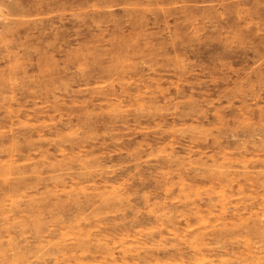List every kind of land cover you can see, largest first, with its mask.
<instances>
[{
    "label": "rangeland",
    "instance_id": "rangeland-1",
    "mask_svg": "<svg viewBox=\"0 0 264 264\" xmlns=\"http://www.w3.org/2000/svg\"><path fill=\"white\" fill-rule=\"evenodd\" d=\"M110 3L0 0V264H264V235L214 240L264 218V65L191 35L264 0Z\"/></svg>",
    "mask_w": 264,
    "mask_h": 264
},
{
    "label": "clouds",
    "instance_id": "clouds-1",
    "mask_svg": "<svg viewBox=\"0 0 264 264\" xmlns=\"http://www.w3.org/2000/svg\"><path fill=\"white\" fill-rule=\"evenodd\" d=\"M233 0H221V4H226V3H231ZM40 4L44 6V9L46 11H53L49 7V0H40ZM117 9H120V4L118 3V0H111L110 4H107L102 11L104 12L106 17H111L114 11ZM122 10V9H120ZM93 12L96 11V9H92ZM243 13V18L245 19V23L243 26L239 27L236 30H229L225 32L222 27H221V21L226 22L227 21V15L225 12H220L217 11L215 13L214 18H203L204 19V24L200 25L199 29L196 32L191 33L192 36H195L197 39L203 36V32L206 30L205 25L209 24L210 20L212 23V30L216 31V29L220 28L221 29V36L220 39L225 40L226 44L224 45V53L225 55L230 54L233 52L235 47H243L246 52H251L252 57H251V63L255 65L257 68H259L261 65H264V59H261L262 53L260 52L259 49H257L253 44L250 43L249 37L252 34H255L256 36L264 35V24L257 23L255 20L252 19V14L245 9H239L237 12V19H241L240 13ZM82 14L79 13H71L69 15V20H75L79 21L81 19ZM53 18L56 20H59L61 23H64L63 20V14L59 12H54ZM89 18H91V15L89 14ZM251 21V23H249ZM99 27V25H96ZM243 34V39L238 40L233 43L235 37L238 34ZM188 35V34H185ZM173 38L175 39H181V37L178 34H173ZM206 41H209L211 43H216L217 41L213 39L212 36H206L203 37L202 40H200V43H205ZM210 46V44L208 45ZM195 51V49H193ZM214 59V64L220 65L223 68H228V64L224 63V56H217ZM259 61V63H258ZM171 114H175V111L173 110ZM251 127V126H245L244 128H240L238 130L237 134H234L231 139L233 141H238L239 135L244 132L245 128ZM187 131H192L191 129H188ZM179 159V157H177Z\"/></svg>",
    "mask_w": 264,
    "mask_h": 264
},
{
    "label": "bare ground",
    "instance_id": "bare-ground-1",
    "mask_svg": "<svg viewBox=\"0 0 264 264\" xmlns=\"http://www.w3.org/2000/svg\"><path fill=\"white\" fill-rule=\"evenodd\" d=\"M252 215L255 216V219H252L251 222H240L239 224L234 223L231 226L225 225L221 232V234H223V236H221L223 239L215 237L214 240H233L238 234L256 240H263L260 238L264 235V218L256 212ZM262 242L263 241L259 242V244L261 245Z\"/></svg>",
    "mask_w": 264,
    "mask_h": 264
}]
</instances>
